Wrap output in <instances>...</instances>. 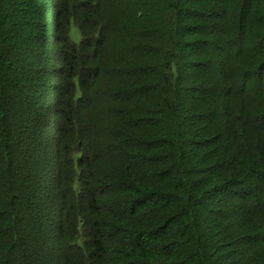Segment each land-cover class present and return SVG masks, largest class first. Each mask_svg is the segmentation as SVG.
<instances>
[{
    "label": "trees",
    "instance_id": "obj_1",
    "mask_svg": "<svg viewBox=\"0 0 264 264\" xmlns=\"http://www.w3.org/2000/svg\"><path fill=\"white\" fill-rule=\"evenodd\" d=\"M35 2L0 0V264H264V0H57L44 109Z\"/></svg>",
    "mask_w": 264,
    "mask_h": 264
},
{
    "label": "rangeland",
    "instance_id": "obj_2",
    "mask_svg": "<svg viewBox=\"0 0 264 264\" xmlns=\"http://www.w3.org/2000/svg\"><path fill=\"white\" fill-rule=\"evenodd\" d=\"M38 5L37 9L39 10V15L36 20L32 23H27V28L30 30V38L35 39L37 43L42 47V54L34 58L37 60H28L33 62L41 67V71L39 76L41 78V88L37 89V97H34L36 101H34V108H55L57 102H55L57 94L60 95L61 89L64 88L66 81L59 80L60 76L58 75L63 69L62 63L59 61L61 52L63 50L62 42V34L61 32L65 27L63 26L64 20L60 22V30L58 32V27H56V23L53 27L54 15L59 14V9H57V0H35ZM118 2V0H114ZM31 19V18H30ZM63 19V18H62ZM30 21V20H29ZM37 22V24H35ZM39 30L40 34L36 35V31ZM66 33V30H65ZM67 35L73 41L79 42L80 35L77 23L72 24L68 28ZM59 36V40H58ZM82 97V94L76 93V96ZM43 111V110H42ZM56 113V112H55ZM47 119L51 120V123L56 120V115L47 114ZM51 125L49 124V128L46 129V134L49 135L51 133L50 129ZM50 136V135H49ZM48 136V137H49Z\"/></svg>",
    "mask_w": 264,
    "mask_h": 264
}]
</instances>
